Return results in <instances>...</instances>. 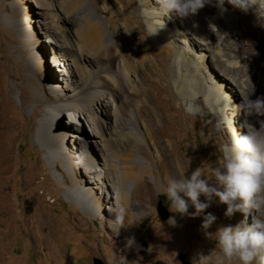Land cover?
Listing matches in <instances>:
<instances>
[{
    "label": "bare ground",
    "instance_id": "bare-ground-1",
    "mask_svg": "<svg viewBox=\"0 0 264 264\" xmlns=\"http://www.w3.org/2000/svg\"><path fill=\"white\" fill-rule=\"evenodd\" d=\"M261 1L264 6V0ZM76 2L74 6L82 7L83 5L84 7L86 5V0H76ZM52 3H54V0L47 1L48 6H51ZM135 3V0H129L124 6L119 7L121 8L119 21L124 26H128L134 19L139 21L135 14H125L131 5L138 8ZM142 3H145L143 14L148 19L147 30L143 24L138 23V26L134 28L138 36L136 38L134 32L127 27L125 30L128 33L125 40H117L120 49L117 53L113 47H107V33L103 24L96 23L92 16L89 17V23L81 32H78L74 40L67 36L68 31L65 28L75 21L77 11L71 15L66 14L60 20L57 18L50 20L52 16L45 15L44 17L42 13L39 14L43 16V21L33 19L34 23H39L38 27L46 26L49 33H52V28L56 30L53 34L58 42H54V40L45 41V44H53L54 54L62 60L70 61L72 59L68 69L66 65H60V61L56 60L54 56L53 61L57 64L53 67H58L57 72H61L63 77L69 78L72 76L70 70H72V66H75L77 72L82 74L81 81L83 83L81 88L75 89L67 81H63L60 78L62 75H60L58 79L54 80V95L47 94V97L43 98L38 95L31 97L36 106L35 117L41 118L36 123L30 142L35 152L33 162L29 164L31 181L35 180L36 175L40 173L43 167L51 170L52 175L47 178L53 181L56 178L64 184L65 196L73 205L79 207L84 218L89 222L101 221L104 227L107 226V233L110 237L106 238V235L103 237L100 235V241L106 243L107 246L103 249L93 250V252L103 255L104 249L109 250L113 256L109 264H153L150 261L143 262L138 258L133 260L134 247L126 248L125 243L126 237H132V233L129 231L130 226H133L136 231L139 230L138 226L131 224L132 220L143 221L151 217L148 210L152 209L154 205V184L156 181H166L177 177V169L173 166L174 161L178 162L180 171L184 173L183 160L177 153L175 142L177 134L185 133L187 129L182 123V114L178 111V108L172 104L167 106V103L172 101L171 79L178 80L176 70L184 64L188 69H191V73L194 72L195 77H199V84H203L206 89L204 78L208 77L213 80L212 75H207L206 66H210L209 63L216 59L213 54L216 53L220 58L224 56V51L219 47V44H215L217 42L214 43V40H222L223 35H225V40L228 37L226 34L217 37V34L221 31L214 32V30L209 34H201L197 28L189 25L188 19L179 20L175 16L172 20L167 19L168 22H171L169 25L172 24L171 28H167L166 24L161 28L160 20L162 17L161 15L158 16L160 13L157 11L156 0H142ZM225 5L232 8L227 3ZM256 9L257 7L254 5L253 9L247 12V16H243L239 21H237L238 18H235L234 25L236 23L243 24L246 28L238 41V52H241L246 46L256 48L259 55L253 59L254 65L264 71V15ZM203 12L208 16L211 9L205 8ZM105 14H108V11H105ZM54 16L58 15H53V18ZM250 19L254 23H250ZM229 25L231 26V24ZM111 28L114 29L113 34H120L116 25L111 24ZM180 28H183V30ZM177 31H179L178 36L184 37V41L189 43L193 53L199 52L200 56L191 55V57H188V45H185V48H177L175 41ZM23 33L28 34L29 32L27 30ZM23 33L22 36H26ZM62 33L64 34L63 39L68 43H64L60 39ZM194 36H197L198 40ZM48 39L50 38L48 37ZM245 42L248 44H245ZM31 43L32 37L29 38V43L27 41L23 42V47L26 48ZM213 44H215L214 49L211 47ZM130 48L135 50L131 56L128 55V49ZM40 56L44 57L45 54L42 53ZM102 59L105 64L101 65ZM215 61L220 65V72L224 69L225 74L222 75L224 80L214 82L213 91L212 89L208 90L204 101L215 107L216 116L220 111L222 115L224 112L227 114L225 118L228 126L227 133L232 139L235 133L242 135L236 125H240L246 119L239 109L242 97L232 93L236 89H243L241 94L246 97L250 93L253 84L255 91L250 98L254 100L257 96L264 95V77L262 76L263 79L261 78L262 81L259 84H255L252 79L244 82L241 80L242 72L240 69L235 66L229 67V65L225 67L218 59ZM42 62L43 60L37 65L40 70L36 71H42ZM93 79L95 80L94 83L90 82ZM187 80L182 78L178 80L179 83L176 81L178 83L177 88H179L180 93H188L193 97L196 95L191 90L193 85L191 84L189 86L190 90L187 91ZM227 80L228 82H226ZM30 81L34 87H37L35 79L30 78ZM195 85L198 86V84ZM67 92H75V97L68 99L66 95H60ZM197 94L200 93L197 92ZM133 98H142L139 101V113L135 116L132 115L131 109H128ZM197 100H201L200 95L197 96ZM7 104L14 106L13 101H8ZM25 104L26 96L23 89L20 95V108H23ZM55 104H58L59 107L54 110ZM4 107L3 94L0 91V168L6 169L0 172V199L3 201L1 203L3 207L1 208L4 212L2 219L4 227L0 231V264H4L8 260L3 255L7 250L4 240L11 242L19 235H23L28 240L31 248L43 258L41 263L48 260L57 264L60 259L59 255H54V243L57 235L55 221L44 214H34L32 210H35L36 207L29 199L23 200V209L20 216L14 212L11 199L8 201L13 192V182L11 181L14 174L13 167L15 166L14 145L19 142L23 122L14 118L10 119ZM58 110L72 111V113L70 112V120L65 117L68 118L66 124H71L72 129L60 127L59 124L64 117H59L61 121L55 123L54 116ZM115 111L120 115L123 112L124 114L121 116L113 115ZM112 116H114V122ZM80 119L87 122L88 130H86ZM141 119L146 121L145 130L143 131L140 128ZM156 119L162 122L157 123ZM247 120L259 128L258 121L264 120V117L253 115L247 117ZM226 122L223 125H226ZM154 123L158 124V129L154 127ZM116 128L125 130L122 147L130 155H123V159L112 152L114 143L109 142L106 137L107 134H112ZM8 129L12 137L5 139V130ZM134 129H137V134L133 133ZM147 132L151 135L158 149L159 158L157 159L148 152L146 145ZM90 134L95 140L88 137ZM96 138L99 139V142ZM229 142L230 140L227 139L226 143ZM222 145L223 141L217 139L215 144L210 145L208 148L201 167L206 176H210L211 169L219 166V161L222 162V153L220 152ZM92 146L95 150L92 149ZM2 153L4 154L3 157L1 156ZM105 153L110 159L106 158ZM144 153L147 154V157L144 156V160H142L137 154ZM168 156L172 158V162H169ZM163 167H165L164 173H162ZM76 168H79L80 174L74 172ZM210 183H215L214 179ZM105 187H107V191L104 189ZM106 194L108 198L105 197ZM201 201H204V199H201ZM28 203L27 210H25ZM117 205L126 207L128 212L126 224L129 226L127 229H121L118 236L112 226ZM209 208L208 213L216 217L210 230V235L215 240L216 231L221 227L231 225V218L234 214L231 217L226 216L227 206L221 203L211 205ZM193 209L192 206L189 208V210ZM208 213L205 212L196 217L191 215L181 216L179 214L176 217L177 224L164 230L157 225H152L149 236L160 235L161 237V242L158 243L152 256L161 262L163 261L161 253H166V258H168L169 255L173 256L181 251V248L191 249L196 262L199 260L200 255L207 256L208 254L205 253L202 247V237L197 226L203 222V216ZM238 213L243 220V214ZM69 214L68 218H75L74 211L69 212ZM76 227L79 228V226ZM46 228L48 231H46ZM104 233L106 234V231ZM181 243H184V245L181 246ZM217 251L218 249H212V255H215Z\"/></svg>",
    "mask_w": 264,
    "mask_h": 264
},
{
    "label": "rangeland",
    "instance_id": "rangeland-1",
    "mask_svg": "<svg viewBox=\"0 0 264 264\" xmlns=\"http://www.w3.org/2000/svg\"><path fill=\"white\" fill-rule=\"evenodd\" d=\"M47 1L50 2L51 0H0V91L3 94L4 108L6 109L10 119L14 118L23 122V130L20 139L18 140L19 142L14 145L15 166L13 167L14 174L11 181L13 182V192L8 201L11 199L14 212L20 216L23 209V200L29 199L36 207L35 210H32L34 214H44L55 221L57 235L54 243V255H59L60 259L57 264H94L95 259L101 260L104 264H109V261L113 259L109 250L104 249L103 255L93 252V250H98L99 248L103 249L107 246L106 243H102L100 241L101 236L103 237L106 235V238L110 237L107 233V226L104 227L101 221L89 222L85 219L79 210V207L73 205L65 196L66 190L64 188V184L56 178L54 181L47 178L52 175L51 170L43 167V169L40 170V173L36 175L35 180L31 181L32 178L29 174V164L33 162L35 152L31 147L30 142L36 128V123L41 119L35 117L36 106L31 97L38 95L43 98L47 97V94L54 95V80L58 79L60 75H62L60 78L63 81H67L69 85L75 89L81 88L83 83V81H81L82 74L77 72L75 66H72V70H70L72 76L69 78L63 77L61 72H57V69L51 66L52 64L50 60L52 59L53 61V58L56 57V60H59L62 65H66L69 69V63L71 65L72 59L70 58V61L65 59L62 60L54 54L55 48L53 44H45V41L54 40V42H58L54 36L56 30L52 28V33H49L46 26L42 25V27H38L39 23H34L33 19L43 21V16L39 14L42 13L44 17L45 15L52 16V19L50 20H54L55 18L60 20L63 19L66 14L71 15L77 11L75 21L65 28L68 31L67 36H69L71 40H74L78 32H81L87 23H89V17L92 16V19H94L96 23L99 22L103 24L107 33V47H113L117 53L120 50L117 40H125V36L128 33L125 30L127 27L134 32L136 38L138 36L134 28L138 26V23L143 24L147 30L148 19H146L143 14L145 3H142V0H135V5L138 8H134L133 5L128 7L125 14H135V16L139 18V21L134 19V21L128 24V26H124V24L119 21L121 11V8L119 7L124 6L129 0H86V5L84 7L83 5L82 7L78 5L74 6V4L77 3L76 0H54V3H52L51 6H48ZM152 6L154 7L155 5ZM255 6L257 7L256 11H260L264 15V6L262 1L257 0ZM205 8L211 9L208 16H206L205 12H203ZM225 8L227 11L221 13L216 7L205 6L197 15L187 18L189 22H186H188L191 27L194 26L197 28L201 34H209L210 32L212 33L213 30L214 32L221 31L217 34V37L221 34H226L228 36L226 40L225 35H223V38L220 41L214 40V43L217 42L215 44H219V47L224 51V56L220 58V56L215 53L213 54V57L215 56L216 59L224 64L225 67H228L229 65V67L235 66L240 69L242 72V81L246 82L248 79H252L255 84H259L262 81L261 78L263 79L264 77V73H262L264 71L262 69H258L254 65L253 59L259 55L257 49L246 46L241 52H238V41L242 32L245 31L246 28L243 24L239 25L236 23L234 25V19L238 18L237 21H239L243 16H247V12H242L241 10L233 7L228 8L226 5ZM105 11H108V14H105ZM55 14L58 16H54L53 18V15ZM159 15L161 14H158V16ZM167 19L169 18L165 17L164 24L168 26L167 28H171L172 24L169 25L171 22H168ZM172 19L173 17L170 20ZM249 22L254 23L251 19ZM111 24L116 25L119 29V35L113 34L114 29L111 28ZM229 24H231V26ZM180 29L183 30V28ZM27 30L29 32L28 34L23 33ZM179 31L176 32L175 40L177 48H185V45H188V57H191V55H196V57L200 56L199 52L193 53L189 43L184 41V37L182 38V36H178ZM22 33L26 36H22ZM63 35L64 34L62 33L60 39L62 42L68 43V41L63 39ZM31 37V45L26 48L23 47V42L27 41L29 43V38ZM48 37L50 39H48ZM194 37L198 40L197 36ZM215 44L211 45L212 49H214ZM245 44L248 43L245 42ZM58 49L59 48L57 47V50ZM133 51L135 50L132 48L128 49V55L131 56ZM42 53L45 54L44 57L40 56ZM61 53H63V51H61ZM41 60H43L42 71L39 72L36 70H40L37 65H39ZM215 60L212 63H209L210 66H206L205 69L208 76H213V80L208 77L206 79L204 78L206 89L203 87V84H199V77H195L194 72H190L191 69H188L184 64L177 68L176 75L178 80H181L182 78L188 79L186 81L188 84L187 91L190 90L189 86L191 84L193 85L191 86V90L196 94L193 97H191V94L188 93H180L179 88H177L179 81L177 79H171L170 89L172 91V101L167 103V106L172 104L178 108V111L182 114V123L187 129L185 133L177 134L176 136L175 148L178 155H180L183 160L184 170V173H182L179 169L178 162L174 161L173 166L177 169V177L190 176L192 171L197 168L201 169L204 162V156L206 155L208 148L210 145L215 144L217 139H221L223 141L222 149L223 146L227 144L226 140H231L227 133L228 126L225 121L227 114L224 112L222 115L220 111L218 116H216L217 113L215 112V107L209 105L208 102L205 103L204 101L208 90L212 89L213 91L214 82L224 80V69L220 72V65ZM102 64H105L103 59L101 61V65ZM202 75L204 76V74ZM30 78L37 81V87L33 86ZM94 81V79L93 81L90 80V82L93 83ZM176 81H178V83H176ZM226 82H228V80ZM195 84H198L201 88ZM231 86L235 87L234 85ZM23 89L25 90L26 104L23 108H20V95L22 94ZM242 91L243 89H236V91L234 90L232 94H238L240 97H243L241 94ZM197 92L200 94H197ZM60 95H66V98L73 99L72 97H75V92H67ZM198 95L201 96V100H197ZM142 98H133L130 102L128 109H131L133 116L139 113V101ZM8 101H13L14 106L8 105ZM240 101H242V99H240ZM58 107L59 105L55 104L54 110L58 109ZM111 110L113 111V108ZM70 112L72 113V111H69V113ZM123 114L124 112L121 115ZM113 115L121 116L117 111H115ZM70 117L71 114H69V120ZM68 118H63L59 124L60 127L68 129L73 128L71 124H66ZM114 120V116H112V121L114 122ZM80 121H82L86 130H88L87 122L83 119H80ZM156 122L161 123L162 121L156 119ZM225 122L226 125H223ZM157 123H154V127L156 129H158ZM145 124L146 121L141 119L140 128L142 131L145 130ZM242 124L243 123L236 126H238L240 133L243 135L245 133V129L241 127ZM5 133V139H10L12 137L9 129L5 130ZM133 133L137 134V129H134ZM124 135L125 130H123V128H116L113 130L112 134H107L106 136L109 142L111 141L112 144L114 143V145H112V152L116 153L117 157H121V159L128 154L130 155V153L122 147V139ZM88 137L95 140L91 134ZM96 140L99 142L98 138H96ZM89 145L91 146V144ZM146 145L149 154L156 159L159 158L158 149L148 132L146 133ZM92 149L95 150L93 146ZM109 151L110 150L108 149V152ZM105 155L106 158L110 159L106 153ZM137 155L142 160H144V156L147 157L146 153ZM1 156L3 157L4 154L2 153ZM168 159L169 162H172V158L170 156H168ZM0 170V172H2L6 169L1 167ZM74 172L76 174H80L79 168H76ZM164 172L165 167H163L162 173ZM113 180L115 181V178ZM158 181L159 180H157L154 184V205L152 206V209L148 210V213H151V217H148L143 221H138L137 219L132 220L131 224L138 226V231L134 230L133 226L129 227V231L132 233V237H135L136 245L138 246L134 247L132 259L134 260L138 258L143 262L150 261L153 264H182L180 256L186 254L189 262L191 264H196L195 255L189 248H181V251H178L173 256L169 255L168 258H166V253H161L163 260L161 261L162 263L152 256L155 249H157L158 243L161 242L160 235L155 237L149 236L152 225H157L163 230L168 227H173L177 224L176 217L179 215V213L173 212L174 210L171 208L170 201L167 199L166 195H163L161 191L158 190ZM3 186H5V184H3ZM104 189L107 191V187ZM113 196L116 197L115 195ZM159 196H162L163 205L169 212V217L166 220H162L158 213ZM105 197L108 198V195L106 194ZM200 199H204L205 201L203 196H201ZM2 202V199H0V231H2L4 227L2 225V219L4 216V212H2L1 208L3 207L1 205ZM218 203V198H214L211 205L214 206ZM28 205L29 203L26 205L25 210H27ZM209 209L210 208H207L205 212L208 213ZM71 211H74L76 214L74 219L68 218V215H70L69 212ZM188 211L189 213H194L195 208ZM171 220H174L175 223H172ZM77 221L79 222L78 224ZM241 221L242 219L240 214L236 212L231 218V225H237ZM202 223H199L197 226V229L201 233L202 237V247L204 248L205 253L212 255L211 250L218 249L216 240H214L213 236L210 235L211 227L207 229L206 233L202 228ZM75 225L79 226V228ZM46 231H48L47 228ZM104 231H106V234ZM143 243L148 244V250L146 253L141 255L138 253V250ZM4 245L7 250L3 255H5L8 259L4 264H54L48 260L41 263L43 258L31 248L28 240L23 235L17 236V238H14L11 242H9V240H4ZM183 245L184 243H181V246Z\"/></svg>",
    "mask_w": 264,
    "mask_h": 264
},
{
    "label": "clouds",
    "instance_id": "clouds-1",
    "mask_svg": "<svg viewBox=\"0 0 264 264\" xmlns=\"http://www.w3.org/2000/svg\"><path fill=\"white\" fill-rule=\"evenodd\" d=\"M226 3L248 12L257 0H156L157 11L162 17L161 28L165 17L171 19L175 16L184 20L197 15L205 6L216 7L223 13L227 11ZM50 62L52 66L57 64L52 59ZM254 91L252 84L250 93L242 97L239 104L240 112L246 117L241 125L245 133H235L223 146L220 151L222 162L211 169L210 176L197 168L190 176L157 182L158 190L166 195L173 212L181 216H200L211 206L214 198L227 206L226 216L231 217L236 212L243 214L244 219L237 225L224 226L216 231L217 253L200 255L196 264H264V120L258 121L259 128L247 120L253 115L264 117V95L253 100L250 96ZM69 114V111L58 110L54 116L55 123L61 121L59 117H69ZM213 179L215 183H210ZM201 196L206 202L201 201ZM190 206L195 208L194 213H189ZM127 217L126 207L117 205L112 223L117 236L121 229L129 227ZM215 220L211 213L203 216L202 228L206 233ZM171 222L175 223L174 220ZM125 247H138L135 237H126Z\"/></svg>",
    "mask_w": 264,
    "mask_h": 264
},
{
    "label": "water",
    "instance_id": "water-1",
    "mask_svg": "<svg viewBox=\"0 0 264 264\" xmlns=\"http://www.w3.org/2000/svg\"><path fill=\"white\" fill-rule=\"evenodd\" d=\"M158 213H159L162 220H166L169 217V212H168L167 208L163 205L162 196H159ZM147 250H148V244L143 243V245L138 250V253L142 255V254L146 253ZM180 259L182 261V264H191L189 262L188 256L186 254L181 255ZM94 264H104V263L99 259H95Z\"/></svg>",
    "mask_w": 264,
    "mask_h": 264
}]
</instances>
